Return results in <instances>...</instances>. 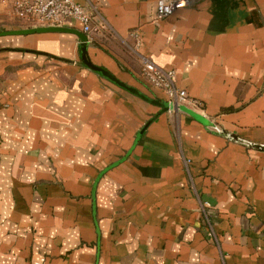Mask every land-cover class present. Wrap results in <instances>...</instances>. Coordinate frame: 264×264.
<instances>
[{
	"label": "crops",
	"instance_id": "1",
	"mask_svg": "<svg viewBox=\"0 0 264 264\" xmlns=\"http://www.w3.org/2000/svg\"><path fill=\"white\" fill-rule=\"evenodd\" d=\"M75 1L92 64L164 101L142 61L174 70L209 124L88 69L72 33L0 36V264H264V150L219 133L264 145V0Z\"/></svg>",
	"mask_w": 264,
	"mask_h": 264
},
{
	"label": "built area",
	"instance_id": "2",
	"mask_svg": "<svg viewBox=\"0 0 264 264\" xmlns=\"http://www.w3.org/2000/svg\"><path fill=\"white\" fill-rule=\"evenodd\" d=\"M185 4L184 0H156V14L160 18L167 17ZM0 5L22 19L27 27L66 26L74 20L80 23L81 31L86 34L99 30V25L93 23L92 13L75 0H0ZM141 74L151 85L163 91L166 101L173 108L178 109L182 105L196 111L200 106L184 90L175 86L174 70H164L143 59Z\"/></svg>",
	"mask_w": 264,
	"mask_h": 264
},
{
	"label": "water",
	"instance_id": "3",
	"mask_svg": "<svg viewBox=\"0 0 264 264\" xmlns=\"http://www.w3.org/2000/svg\"><path fill=\"white\" fill-rule=\"evenodd\" d=\"M43 32H63V33H72L76 35L79 39V50H80V56L83 64L90 70L102 75L103 77L115 82L116 84L126 88L127 90L131 91L132 93L140 96L141 98L145 99L146 101L153 103L160 107L159 113H162L164 111H168L169 109H172V106L169 105L167 101L160 100V99H152L150 97H147L146 95L142 94L141 92L137 91L133 87H130L121 81H119L117 78H115L109 71L104 69L103 67L94 65L91 63V61L87 57V46L89 43L88 36L86 33L82 32L80 29L67 27V26H37V27H26V28H20V29H10V30H2L0 31V36H6V35H27V34H33V33H43ZM179 110L184 111L194 117L195 119L207 123V121L204 119L203 116L196 113L195 111L185 107V106H179ZM209 124V123H207ZM214 127V126H213ZM141 131L138 133L140 134ZM219 133L223 134L227 139L241 142L249 147L257 148V149H263L264 145L255 144L250 141H245L237 136L231 135L230 133H227L223 130H220Z\"/></svg>",
	"mask_w": 264,
	"mask_h": 264
}]
</instances>
